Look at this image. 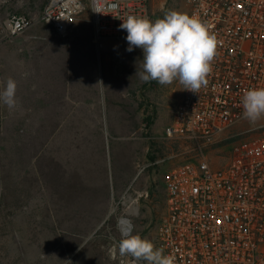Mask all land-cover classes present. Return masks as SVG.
Masks as SVG:
<instances>
[{"label": "rangeland", "instance_id": "374dc122", "mask_svg": "<svg viewBox=\"0 0 264 264\" xmlns=\"http://www.w3.org/2000/svg\"><path fill=\"white\" fill-rule=\"evenodd\" d=\"M48 2L0 0V90L10 77L17 82L15 108L0 103V264H121L127 256L115 247L122 236L120 220L128 219L129 232L156 246V230L165 214L167 171L201 156L191 141L162 136L184 88L178 82H143L136 75L141 49L128 52V44L113 40L101 45L87 0L67 33L58 35L41 17ZM181 2L149 0L153 20L168 10L180 11ZM13 16L30 23L14 35L8 29ZM97 82L107 101L109 136L116 137H102L111 153V184L116 188L126 183L127 194L141 192L130 206L121 205L115 194L108 216L103 207L109 196L100 187L101 177L95 202L69 196L64 181L69 131L98 129L99 122L90 121L92 116L84 111L85 104L99 98ZM72 101L81 104L80 121L77 106L71 120ZM263 134L264 119L255 124L245 119L206 146L202 155L212 168H222L236 143ZM94 135L100 141L101 134ZM131 144L138 153L143 144L147 157L159 163L144 166L129 186L128 168L135 166L129 161ZM125 151L124 156L117 154Z\"/></svg>", "mask_w": 264, "mask_h": 264}, {"label": "built area", "instance_id": "2783aa9c", "mask_svg": "<svg viewBox=\"0 0 264 264\" xmlns=\"http://www.w3.org/2000/svg\"><path fill=\"white\" fill-rule=\"evenodd\" d=\"M87 1L98 41L128 44L120 28L128 15L153 20L149 0ZM182 1L187 14L198 15L217 35L218 55L208 84L198 93L184 89L163 129V139L191 141L201 156L166 173L156 247L173 254L175 264H264V134L236 143L222 168H212L202 155L245 120L243 93L264 87V0ZM83 9V0H49L41 17L64 36ZM8 24L14 35L30 23L13 16ZM121 264L133 260L127 256Z\"/></svg>", "mask_w": 264, "mask_h": 264}, {"label": "clouds", "instance_id": "9594fccd", "mask_svg": "<svg viewBox=\"0 0 264 264\" xmlns=\"http://www.w3.org/2000/svg\"><path fill=\"white\" fill-rule=\"evenodd\" d=\"M120 25L127 32V51L143 52V82L156 81L167 86L178 82L187 91L198 93L208 84L213 61L218 55V38L198 15L168 10L154 21L146 16L128 15ZM17 82L8 78L0 90V103L15 108ZM243 117L250 123L264 119V87L246 90L242 96ZM115 247L121 256L131 257L133 264H175L173 254L156 247L148 238L129 232L122 234Z\"/></svg>", "mask_w": 264, "mask_h": 264}, {"label": "crops", "instance_id": "0c3cea01", "mask_svg": "<svg viewBox=\"0 0 264 264\" xmlns=\"http://www.w3.org/2000/svg\"><path fill=\"white\" fill-rule=\"evenodd\" d=\"M51 27V26H50ZM52 28V27H51ZM95 36V33H94ZM113 40V39H103L101 40L104 44L105 42ZM115 41V40H113ZM98 83V84H97ZM95 83L94 89H98L100 95L99 98H94L93 101H89V104H85V113L90 114L92 116V120L90 121H97L99 122L98 129H94L93 132H86L83 133L81 129L73 130L71 133L69 131V136H71V140L68 142V156L63 163V168L66 173L65 186L68 191V195H74L75 197H78V200L80 198H83L84 201H93L95 202V196L98 193V180L99 177L102 179V183L100 187H103L104 189H107V194L109 198L104 201L105 205L103 209L107 211V216L111 212L112 207V200L115 199L114 195L116 194V199L118 202H121V205H124L125 203H128V206L132 205L134 201H136L139 196L141 195V192L137 190V195L133 194H127V188L126 183L119 185L116 188H113L111 184V170L109 161L111 158V153L109 151V148L105 149L107 147L105 141H102V137L106 139V137H110L112 140H115V135L109 136L108 126H107V119L109 115H107V101L101 97V89L103 87L101 82ZM98 87V88H97ZM81 101V100H79ZM80 104V102H79ZM76 105L74 101L71 103V107H69V112H71V120L74 121V114H75V108L77 106L78 110V117L77 120H81V104ZM96 104V105H95ZM98 114H97V113ZM125 131H128L127 128ZM123 132V131H122ZM101 134L100 141L97 142L95 138H97L96 135L91 136V134ZM122 143H118L120 146ZM123 145V144H122ZM132 146L134 144H131ZM104 147V148H103ZM134 152L131 155V158L129 161H132L131 168H128L131 170V174L129 178L131 177V180L129 182V186L133 183V181L136 179L137 175L143 172L144 166L146 165H155L157 164L156 161H152L147 157L148 148L143 146L138 150L139 153L135 150L138 149L137 147H134ZM89 150V151H87ZM118 152V151H117ZM117 154H120L121 156H124V154H127V151L119 152ZM103 160L102 163H97L98 161ZM144 161H148L150 163H145ZM142 163V164H141ZM142 165V166H141ZM126 171V169L124 170ZM121 172H123L121 170ZM122 177H127V175H123ZM107 179L110 182L107 184ZM147 179L142 180L141 184L143 185V181L146 182ZM102 193H106L105 190L101 191ZM143 193V192H142ZM127 206V207H128ZM129 210V209H128Z\"/></svg>", "mask_w": 264, "mask_h": 264}, {"label": "bare ground", "instance_id": "6f19581e", "mask_svg": "<svg viewBox=\"0 0 264 264\" xmlns=\"http://www.w3.org/2000/svg\"><path fill=\"white\" fill-rule=\"evenodd\" d=\"M121 227L122 230L124 231V234H127L129 232V230L131 229V224L127 219H121Z\"/></svg>", "mask_w": 264, "mask_h": 264}, {"label": "trees", "instance_id": "16d2710c", "mask_svg": "<svg viewBox=\"0 0 264 264\" xmlns=\"http://www.w3.org/2000/svg\"><path fill=\"white\" fill-rule=\"evenodd\" d=\"M180 11L186 13V9H185V5H184L183 1L180 3ZM151 160L156 161V159L154 157H152Z\"/></svg>", "mask_w": 264, "mask_h": 264}, {"label": "water", "instance_id": "95a60500", "mask_svg": "<svg viewBox=\"0 0 264 264\" xmlns=\"http://www.w3.org/2000/svg\"><path fill=\"white\" fill-rule=\"evenodd\" d=\"M123 219H126V218H123ZM128 220V219H127Z\"/></svg>", "mask_w": 264, "mask_h": 264}]
</instances>
